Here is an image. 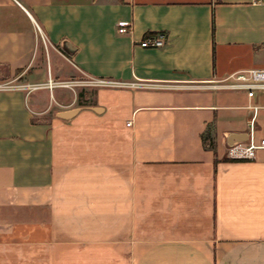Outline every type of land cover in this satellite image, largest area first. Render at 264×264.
<instances>
[{
	"label": "crops",
	"instance_id": "crops-1",
	"mask_svg": "<svg viewBox=\"0 0 264 264\" xmlns=\"http://www.w3.org/2000/svg\"><path fill=\"white\" fill-rule=\"evenodd\" d=\"M249 66L264 3L0 0V264H264V147L227 154L264 90L214 84Z\"/></svg>",
	"mask_w": 264,
	"mask_h": 264
},
{
	"label": "built area",
	"instance_id": "built-area-1",
	"mask_svg": "<svg viewBox=\"0 0 264 264\" xmlns=\"http://www.w3.org/2000/svg\"><path fill=\"white\" fill-rule=\"evenodd\" d=\"M255 3H264V0H251ZM131 26L130 20H121L119 28L121 31L129 30ZM166 33L162 30L158 32H147L141 39V44L144 46H158L165 43ZM63 84L74 86L75 84H93V85H152L143 81H120L108 76H88L82 78H74L64 80ZM52 84V80H50ZM216 86L227 87L232 89L246 90L250 97L257 94V92L264 90V67L249 66L240 68L228 74L225 77L216 79ZM24 86V84L13 81H0V88H16ZM252 109L250 117V129L248 136L244 140H235L230 142L227 147V154L231 158H251L255 157L257 149L264 147V133L257 135L255 121L259 113L261 104L250 103L248 105ZM130 122V121H129Z\"/></svg>",
	"mask_w": 264,
	"mask_h": 264
},
{
	"label": "water",
	"instance_id": "water-1",
	"mask_svg": "<svg viewBox=\"0 0 264 264\" xmlns=\"http://www.w3.org/2000/svg\"><path fill=\"white\" fill-rule=\"evenodd\" d=\"M76 110H77V108L74 107L71 109L61 111V114L63 116H69L70 114H72ZM228 138H229V142H234L235 140H244L247 138V133L246 132H231L229 134Z\"/></svg>",
	"mask_w": 264,
	"mask_h": 264
},
{
	"label": "rangeland",
	"instance_id": "rangeland-1",
	"mask_svg": "<svg viewBox=\"0 0 264 264\" xmlns=\"http://www.w3.org/2000/svg\"><path fill=\"white\" fill-rule=\"evenodd\" d=\"M82 77H83V76H82ZM82 77H81V78H82ZM90 86H91V85H90ZM78 91H79V88H78ZM262 101L264 102V100H262Z\"/></svg>",
	"mask_w": 264,
	"mask_h": 264
}]
</instances>
